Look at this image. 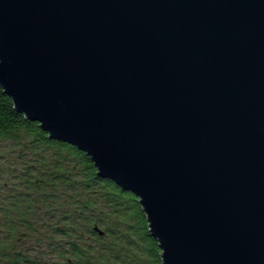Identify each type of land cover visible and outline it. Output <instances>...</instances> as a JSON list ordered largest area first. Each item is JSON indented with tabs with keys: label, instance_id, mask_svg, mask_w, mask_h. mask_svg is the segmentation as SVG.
<instances>
[{
	"label": "water",
	"instance_id": "water-1",
	"mask_svg": "<svg viewBox=\"0 0 264 264\" xmlns=\"http://www.w3.org/2000/svg\"><path fill=\"white\" fill-rule=\"evenodd\" d=\"M0 87L137 196L162 264H264V0H0Z\"/></svg>",
	"mask_w": 264,
	"mask_h": 264
},
{
	"label": "trees",
	"instance_id": "trees-1",
	"mask_svg": "<svg viewBox=\"0 0 264 264\" xmlns=\"http://www.w3.org/2000/svg\"><path fill=\"white\" fill-rule=\"evenodd\" d=\"M0 183V264H162L137 196L51 139L1 87Z\"/></svg>",
	"mask_w": 264,
	"mask_h": 264
},
{
	"label": "rangeland",
	"instance_id": "rangeland-1",
	"mask_svg": "<svg viewBox=\"0 0 264 264\" xmlns=\"http://www.w3.org/2000/svg\"><path fill=\"white\" fill-rule=\"evenodd\" d=\"M7 175H5L4 177L5 178H3L2 179V181H9L10 180V177H6ZM1 184V183H0ZM1 192V191H0ZM4 194H6V192L4 193ZM3 215L0 213V226L4 223V220H3V217H2ZM22 244H25V243H22Z\"/></svg>",
	"mask_w": 264,
	"mask_h": 264
}]
</instances>
